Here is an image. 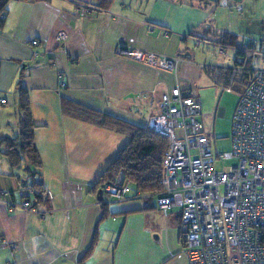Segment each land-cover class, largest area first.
<instances>
[{
  "label": "crops",
  "instance_id": "crops-1",
  "mask_svg": "<svg viewBox=\"0 0 264 264\" xmlns=\"http://www.w3.org/2000/svg\"><path fill=\"white\" fill-rule=\"evenodd\" d=\"M217 4L6 1L0 22V264H187L179 209L160 210L152 192L132 182L126 199L108 201L102 192L99 175L128 137L64 114L61 103L67 99L145 127L159 112L161 94L176 84L197 96L202 84L209 94L205 68L216 66L200 47L226 32L213 26ZM59 32L64 41L57 40ZM117 46L183 61L174 73L118 56ZM18 81L29 97L38 167L26 159L12 166L4 154V138L18 132ZM205 110L216 107L208 101ZM35 182L44 197L39 201ZM25 201L27 208L21 207Z\"/></svg>",
  "mask_w": 264,
  "mask_h": 264
},
{
  "label": "built area",
  "instance_id": "built-area-1",
  "mask_svg": "<svg viewBox=\"0 0 264 264\" xmlns=\"http://www.w3.org/2000/svg\"><path fill=\"white\" fill-rule=\"evenodd\" d=\"M217 3L228 6L227 0ZM78 11L86 13L87 9L78 6ZM4 16L0 13V18ZM65 39L64 32L57 34V40ZM248 43L262 63L251 67L250 80L238 98L231 120V149L217 155L218 160H235L234 164L215 169L211 140L198 119L201 101L190 90L176 84L163 92L159 112L146 121L147 130L168 140L162 187L151 195L160 210L179 209L181 252L187 264H264V38ZM30 44L35 46L37 40ZM115 53L174 73L183 61L180 55L161 56L122 46ZM218 53H223L221 47ZM129 183L119 171L102 192L108 201H120L128 197ZM28 206L27 201L21 204ZM7 246L13 250L17 244Z\"/></svg>",
  "mask_w": 264,
  "mask_h": 264
},
{
  "label": "trees",
  "instance_id": "trees-1",
  "mask_svg": "<svg viewBox=\"0 0 264 264\" xmlns=\"http://www.w3.org/2000/svg\"><path fill=\"white\" fill-rule=\"evenodd\" d=\"M6 1L0 0V13L5 10ZM204 1L210 3L216 0ZM1 20L2 18L0 22ZM216 41L222 49L226 46L235 48L238 58H235L234 65L221 69H223V77L227 85L225 88L230 87L231 90L234 88L241 93L246 86V80L251 76V67L254 65L252 46L248 43L243 48L237 47L236 35L227 31L221 33ZM207 68L210 67L205 68L209 71ZM236 74L240 75L239 79H236ZM15 93L18 132L13 137L4 138V154L12 166H17L22 159H26L38 167L40 158L33 139L35 125L31 121L29 97L19 81L16 83ZM61 106L63 113L72 118L123 133L128 137L124 147L117 152L106 169L99 175L98 183H107L119 171H122L123 178L132 182L141 192H155L161 189V179L164 175L162 160L168 147L166 137L74 101L62 100ZM33 185L35 200L43 199L38 182Z\"/></svg>",
  "mask_w": 264,
  "mask_h": 264
},
{
  "label": "rangeland",
  "instance_id": "rangeland-1",
  "mask_svg": "<svg viewBox=\"0 0 264 264\" xmlns=\"http://www.w3.org/2000/svg\"><path fill=\"white\" fill-rule=\"evenodd\" d=\"M228 6L217 4L214 23L215 29L236 33L239 42H247L249 39L264 38V0H227ZM237 6L241 7L238 9ZM209 45L200 47L207 56L210 66L215 68L206 72L209 80V94L202 84L198 86L197 93L201 100L202 111L198 116L201 123L204 124L205 132L211 140V145L215 154L214 167L217 170H223L235 163V160H218L217 155L231 149V120L237 105L240 92L237 89L227 91L224 81V72L221 68L232 67L235 62V48L224 47L223 53L219 54V46L217 43L210 41ZM237 47L239 44L237 43ZM199 48V49H200ZM254 65H260L261 58L257 55L253 56ZM215 64V65H214ZM209 67V66H207ZM240 75L236 74V79ZM250 78L246 80V85ZM205 91V92H204ZM211 101L216 111L205 110L206 103ZM219 108H222L221 115H218Z\"/></svg>",
  "mask_w": 264,
  "mask_h": 264
}]
</instances>
